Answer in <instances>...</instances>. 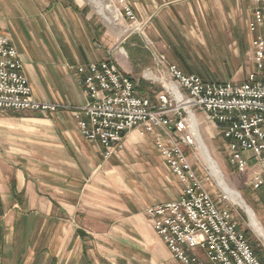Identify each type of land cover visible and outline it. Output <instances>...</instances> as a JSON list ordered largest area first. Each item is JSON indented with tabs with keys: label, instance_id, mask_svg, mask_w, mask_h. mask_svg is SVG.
<instances>
[{
	"label": "crops",
	"instance_id": "obj_1",
	"mask_svg": "<svg viewBox=\"0 0 264 264\" xmlns=\"http://www.w3.org/2000/svg\"><path fill=\"white\" fill-rule=\"evenodd\" d=\"M14 1V13L8 22L0 24V32L10 36L18 49L34 97L83 107L87 98L73 67L107 58L111 51L105 52L101 44L95 50L87 27L76 32L67 21L65 27L57 26L49 8L52 0H43L46 14L40 21L30 0ZM72 1L74 14L81 15L84 8L77 0ZM127 1L137 15L136 25L144 32L139 37L156 41L155 59L167 55L194 74L196 68L186 53L178 52L175 58L159 46L158 40L187 39L191 35L210 38L213 32L220 42L224 37L235 38L232 45L223 42L226 51L221 52L230 56L224 64L232 63L233 70L242 71L241 75L232 74L230 81L244 82L254 70L252 42L257 34L250 30L245 33L244 27L252 16L249 0ZM65 6L70 18L71 7ZM85 19L90 20L88 13ZM87 26L92 29V24ZM163 43L165 47L175 46L172 41ZM248 57L250 65L240 66L238 58ZM29 113L0 115V264H181L153 229L146 209L179 198L183 188L168 187L155 175L163 189L149 183L151 192L143 196L140 188L147 185L126 183L110 161L118 152L105 159L103 148L83 136L79 118L71 110L63 108L50 116ZM79 116L86 118L83 113ZM150 139L136 128L128 132L125 143L138 142L146 149ZM143 160L150 173H156L152 161L162 166L159 158L151 161L143 156ZM142 169L139 161L131 171ZM257 169L253 166L245 173L254 190L251 200L264 222V188L255 189L251 184Z\"/></svg>",
	"mask_w": 264,
	"mask_h": 264
},
{
	"label": "built area",
	"instance_id": "obj_2",
	"mask_svg": "<svg viewBox=\"0 0 264 264\" xmlns=\"http://www.w3.org/2000/svg\"><path fill=\"white\" fill-rule=\"evenodd\" d=\"M249 1L248 27L257 36L252 42L255 68L244 82L209 81L158 55L163 90L151 97L138 93L137 83L118 63L103 58L73 67L87 98L80 108L36 99L18 49L0 32V112L47 115L67 108L106 159L123 147L128 132L141 129L184 184L179 198L146 209L173 257L181 264H263L231 209L219 206L202 183L186 150L195 145L190 112L204 113L224 141L229 165L239 173L257 166L251 184L264 188V0ZM120 2L137 23L129 2Z\"/></svg>",
	"mask_w": 264,
	"mask_h": 264
},
{
	"label": "rangeland",
	"instance_id": "obj_3",
	"mask_svg": "<svg viewBox=\"0 0 264 264\" xmlns=\"http://www.w3.org/2000/svg\"><path fill=\"white\" fill-rule=\"evenodd\" d=\"M68 1L64 0L63 2H58L56 0H52V2L50 3L49 8L51 9L50 11L52 14V20L57 23V26H60L61 24L63 27H65L67 21L70 29H75L76 32L87 27L89 30L90 42L95 50L100 44L102 45V48H104L103 50L105 52L110 50L111 55H107V58L118 63L122 71L130 74V76L137 83V86L138 84H140V80H143V87H147V91H149L148 94L145 95H150L151 97H153L156 93L163 90V85L158 80V78L160 77V73L163 72L156 69L159 61L157 58L155 59V56L153 55V52H155L156 41L149 38L141 39L139 37L141 35H144V32L139 26L136 25L134 20L127 17L123 10V3H121L120 0H103L104 3L110 5V8L108 10H105V12L111 18L109 22L102 17V15L96 9L92 0H77L78 4H80L81 8H84L83 10L85 12H83L79 16L74 14V10L76 9L74 8L73 1ZM14 3V0H0V24L6 23L10 20L12 13H14L12 11L14 8ZM66 4L71 7V11L73 12L70 14V18H68L66 14ZM30 7L36 9V12L38 13L37 16H39L37 18H40L39 21L42 19V15L44 13L46 14V12H44L45 7L43 8V0H30ZM77 13L80 14V12L78 11ZM86 13L89 14V21H86L85 19ZM76 17H79V20L74 19ZM245 19H247V16L245 17ZM89 23L92 24V29L87 26L89 25ZM244 27L245 33L248 34V23L245 22ZM211 33L212 36L210 38H202L199 36L196 37V35H191L192 38L187 39L181 38L158 41L160 43L159 46H163V49L168 50L170 54H172V56H174L175 58H177L178 52L186 53L189 56L190 64L194 68H196L193 71L194 74L197 73L204 79L209 81H230V78L233 77L232 74L234 76L236 74L241 75L242 71L240 72L237 70H233L234 64L232 63L224 64L225 58H229L230 56L221 54V52L222 50L226 51V48L223 47L226 44L232 45L235 38L233 37L228 39L224 37L223 41L220 42L221 40H218L216 37H214L213 32ZM163 41H165L166 43L172 41L174 42L175 46L165 47ZM223 42L224 44H226L222 47ZM178 43H182V45L185 43V45H183V47H178ZM158 49L160 50L159 47ZM208 55L210 59H208ZM201 58H205L204 61L207 62L203 63L204 61L202 62ZM166 60L170 61L167 55ZM238 61L240 63V66L245 67L246 64L248 66L250 65L249 57L241 60L238 58ZM177 64L180 65L182 69H184L185 73L187 72L180 63ZM244 72L246 76V68L244 69ZM147 73H149L150 75L148 76ZM243 79L244 77L242 78V80ZM8 113L9 112H0V115H6ZM27 113L32 114L29 112ZM50 115L52 114H48V116ZM196 115L197 117H199L198 120L200 122V130L204 136V139L209 146L213 156L219 161L227 181L241 192L245 201L252 208L257 219L264 228V222L262 221L261 216L259 215L251 200L254 190L249 184L250 177L248 173L241 174L229 165L227 161L226 150L224 147V141L221 136L217 135V131L214 125L207 119L204 113L196 112ZM149 137L151 139L149 145L146 146V149H143V146H140L138 142L136 144L132 143L130 145H126L124 141L123 147L116 151L118 152L117 157H112L116 153L115 152L111 156L112 158L110 157L111 159H108H110V161H113V164L115 166L114 168L116 170H119L120 174L123 175L126 183L131 185H147V187L140 188V191L144 194L143 196H147V194L151 192V189L148 187L149 183L156 187H159L160 189H163L161 188V186H164L162 185L163 183H161L157 179V177H155V175L161 177L165 182H167L168 187H176L179 189L180 187L183 188L184 184L172 173L164 160L159 156L157 148L153 144V138L151 136ZM186 150L194 170L196 171L205 187L208 188V190L216 200V203H218V205L221 207L228 206L231 209L235 220L238 222V228L246 234V237L250 241L252 247L256 250H260L264 255V240L259 237L251 228L250 219L247 213L239 205L235 204L230 199V197L222 190V188L218 186L217 181L213 177L210 169L206 166L201 156L199 155L196 145H193L192 147H186ZM143 156H146L148 160L150 159L151 161L152 159L159 158L162 166L158 164L157 161H152L151 163H153L156 173H150V168H146L144 166L145 163L143 160ZM139 161L142 162L143 169L141 171L132 172L131 169H134V163H138ZM154 163H157L156 166ZM131 164H133V166H131ZM158 168H163L164 170L159 171ZM144 176H149V179L145 181L146 179H144ZM90 194L91 191L87 190V197H90ZM70 196H73V193ZM66 197L68 198V195H66ZM262 261L264 262V260Z\"/></svg>",
	"mask_w": 264,
	"mask_h": 264
},
{
	"label": "bare ground",
	"instance_id": "obj_4",
	"mask_svg": "<svg viewBox=\"0 0 264 264\" xmlns=\"http://www.w3.org/2000/svg\"><path fill=\"white\" fill-rule=\"evenodd\" d=\"M96 9L102 15L106 21H110L109 15L105 12L110 8V5L103 2V0H92ZM191 127L195 134V145L198 149L199 155L210 169L213 177L216 179L218 186L230 197V199L237 205H239L248 215L250 219V226L254 232L264 240V228L257 219L252 208L247 204L241 192L233 187L226 179L225 174L220 166L219 161L213 156L207 145L204 136L200 130V123L198 122L196 115L190 112Z\"/></svg>",
	"mask_w": 264,
	"mask_h": 264
},
{
	"label": "trees",
	"instance_id": "obj_5",
	"mask_svg": "<svg viewBox=\"0 0 264 264\" xmlns=\"http://www.w3.org/2000/svg\"><path fill=\"white\" fill-rule=\"evenodd\" d=\"M142 82H143V80H140V84H138V86H137V91L140 95L148 94L149 91H147V87H145V88L143 87ZM0 237H1V227H0ZM253 250H254L255 254L260 258L261 261L264 260V255L262 254V252L260 250H256L254 248H253Z\"/></svg>",
	"mask_w": 264,
	"mask_h": 264
}]
</instances>
